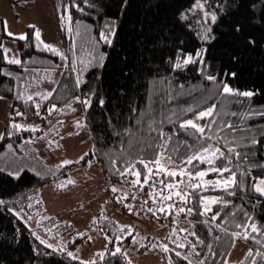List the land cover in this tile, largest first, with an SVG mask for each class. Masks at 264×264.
<instances>
[{
  "label": "trees",
  "instance_id": "1",
  "mask_svg": "<svg viewBox=\"0 0 264 264\" xmlns=\"http://www.w3.org/2000/svg\"><path fill=\"white\" fill-rule=\"evenodd\" d=\"M55 2L63 14L71 13L74 28L79 20L81 25H87L98 34L105 20L114 19L117 24L116 35L111 45L93 43L89 46L91 42L81 32L75 41H70L71 46L75 44L71 62L75 60L79 67L76 68L81 69L80 61H89L90 52L96 56L105 53L104 67L94 66L95 62L89 64L82 72V83L77 86V75L72 66H65L52 96L47 99L35 97L26 101V88H34L35 76L40 77L37 72H32V66L47 62L54 67L56 62L51 59L57 57L36 50L34 28L31 27L27 30V38L18 40L22 63L17 65L5 61L3 42L8 35L0 23V98L12 100L10 116L5 121L4 133L0 140V169L24 168L20 178L0 170V198L10 201L7 205H0V264H82V261L68 257L66 252H56L41 244L28 224L33 221L39 223L46 212L41 197L45 186L59 187L62 179L67 177L71 170L87 166L89 162L94 161L101 165L109 182L111 198L117 212L120 211L132 219L143 215L149 220L165 222L168 225V230L160 238L163 243L169 245V251L164 252L167 263V257L171 256L173 264H187L182 257L175 255L173 249H177V245L172 241L195 243V236L190 234L194 224L197 235L206 243L211 242L216 253L211 256L205 246L198 245L201 258H206L207 264H224V261L232 264L229 258L239 242H242L244 247L240 262L252 264V258L255 257L256 264H264V255H256L257 249L264 253V195L252 188V177L264 176V168H252L248 176L244 177L247 190L237 189L235 195H229L228 191L217 188L215 184L201 183L200 187L191 188L188 177L187 193L190 196L186 201L179 200L174 194L175 187L169 189L165 185L162 186L169 194L160 191L135 205L131 200L147 189L148 183H143L145 175L149 176L148 182L155 176L162 177L165 184L178 183L181 180L179 173L170 176L152 164L149 166L153 168V173L148 174L144 165L136 160L137 157L155 160L160 152L159 146L163 143L166 155L161 156V163L169 168L179 169L187 165L186 161L182 164L181 159L198 150L203 144V141H198L193 134L195 130L179 128L175 122L168 123L170 112H175L176 119L190 118L196 110L208 104H216V126L231 122L235 131L223 128L222 134L232 143L240 145L237 151L241 156L238 160L234 158L231 166L235 168L239 165L240 169L247 171L249 164H264V116L248 115L264 112V0H206V10L216 11L218 17L215 23L210 19L208 21L214 38L207 41L200 39L203 30L202 12L190 10L195 0H127L126 3L123 0H88V3H85V0H75V4L84 9L82 12L77 10L72 0ZM181 13H184L186 18L182 19ZM2 21L3 18L0 17V22ZM236 25H240L239 30ZM178 49L183 50L180 53L182 57L191 53L195 62L174 68ZM201 49L204 50L201 53L202 64L199 62L200 58L195 55ZM6 72H11L12 75H6ZM232 72L236 75L229 74ZM208 75H215L217 80H208ZM221 82H227L241 91L252 90L254 95H221V89L218 87ZM18 92H22L23 97L19 98ZM75 96H80L82 102L85 97L92 101L85 114L94 146L79 162L57 168L56 166L60 165L56 158L62 143L61 133L67 126L65 120L74 114V106L79 103V100L73 99ZM99 98L104 99L103 105L99 104ZM35 102L40 103L39 110L35 107ZM51 104H56L57 108L49 113ZM189 106L192 107V112L186 111ZM133 108L137 111H132ZM141 110L155 114L156 124L153 125L152 131H149L147 115L143 118L142 125L137 123ZM17 112L22 115H16ZM30 114L41 120L43 125L40 129L17 131L11 128L13 120L17 122ZM47 120L53 125L45 130L44 125L49 122ZM161 120L164 121L163 124L160 123ZM203 121L207 124L210 118L206 117ZM157 127H162L165 136L170 135L171 139L161 138L155 130ZM126 128H131V135L124 131ZM7 131H12L13 134L8 136ZM253 133L261 143L245 146ZM9 144L12 149L8 148ZM219 146L224 149L223 140L219 141ZM245 154L247 160L244 159ZM169 155L174 163H168ZM130 160H136L135 169L141 172V183L133 185L132 181L137 177L132 174V170L124 173V177L117 171H122ZM223 163L222 157L215 161L216 165L222 166ZM208 167L206 161L194 160L191 165H187L186 172L205 170ZM36 172L42 175L37 176ZM157 172L159 175H155ZM227 175L228 173L207 172L204 179L216 180ZM191 181L196 183L200 178L193 176ZM111 184L116 186L117 192L112 191ZM125 192L127 197L124 196ZM204 195H215L232 203L213 204L209 213L201 215L199 197ZM153 196H157L155 201ZM162 196H171V199L163 201V204L173 205L172 208L165 207L163 212L160 211L159 203ZM180 204L184 207H194L198 211L191 214L186 211L178 212L177 207ZM129 207L137 209L134 217L128 215ZM12 208L17 211L23 208V212L17 216L10 210ZM149 208L153 211L149 212ZM217 211L220 216L217 217L216 223L229 229L228 232L216 228L215 223H205V220H210L212 214ZM224 217H227V221ZM104 221L110 233L119 227L110 218ZM251 223H255L259 231H254L250 226L247 229L236 227V224ZM181 228L188 231L181 232ZM209 228L212 229L211 232ZM173 229L176 231L173 232ZM245 230L248 237L243 240L240 235H231L236 231L243 235ZM215 236L220 239H213ZM107 239V251L103 257L97 254L94 264H129L123 252L115 251L116 237L111 235ZM126 239H131V235ZM155 240L156 235L152 245ZM150 246L143 245L142 249ZM249 249H253L251 257L247 256ZM182 251L187 253L190 248L186 247Z\"/></svg>",
  "mask_w": 264,
  "mask_h": 264
},
{
  "label": "rangeland",
  "instance_id": "2",
  "mask_svg": "<svg viewBox=\"0 0 264 264\" xmlns=\"http://www.w3.org/2000/svg\"><path fill=\"white\" fill-rule=\"evenodd\" d=\"M62 15L66 16L67 14L65 15L60 11L55 0H0V17L7 20L9 31L28 34L27 30L31 28L30 25H35L41 30V39L45 43L56 45L68 57L67 60H62L58 54L45 49L42 44L37 48L35 38V46L38 52H45L57 58L51 59L56 62L54 67L47 62L43 65L32 66L34 69L32 72H37L40 77L35 76L36 85L34 88L31 86L26 88V97L28 95H32V98L40 97L36 96L35 93L53 91L58 84L64 67L72 66L71 58H73L74 48L71 46L70 41H75L78 36L75 34L73 26V31H68L69 24L66 19L63 24L61 23L60 18ZM81 32L91 42L89 46L94 43L93 38L99 41L98 34L91 28L90 34L84 30ZM19 39L18 36H8L4 40L3 49H8L6 55L9 58L15 56L21 60L18 47ZM102 43L104 42L99 41V45H102ZM76 67L79 68L77 65ZM80 68H83V65ZM74 73L77 75V72ZM23 87L21 88L23 89ZM18 96L19 98L23 97V93L18 92ZM11 107V99L0 98V134L4 133L5 121L10 116ZM74 107V114L70 118H66L67 126L61 133L62 143L59 146V153L56 158L58 164H61V161L65 159L72 161V163L79 162L81 157L84 158L94 146L89 124L86 122L85 113L88 107H85L81 100ZM68 119L70 120L68 121ZM203 119L198 122L206 124ZM77 120L81 121L80 127L76 126ZM17 122L21 124H28L27 122H29L32 125H39L36 130L43 125L41 120L32 114L26 115L25 118ZM52 125L49 121L47 125H44L45 130H48ZM22 130L31 131L29 129ZM2 136H0V140ZM187 181L188 176L185 173L178 183H174L175 189L187 193ZM61 184L65 186H45L43 188L41 197L45 203L46 212H44L39 223L33 221L28 224L29 228L36 233L35 237H39V241L47 240L53 245H61L68 251H73L80 258L77 260L94 261L98 253L107 251L108 236H120L119 240L116 239L115 248L119 246L121 249L119 252H123L131 264H168L165 261L163 249L159 247L163 243L160 238L168 230V225L165 222L159 223L158 221L149 220L143 215L132 219L120 213V211L117 212L111 198L109 182L106 180L103 169L97 161L71 170L67 177L62 179ZM106 218L115 221L119 227L113 229L110 233V229L107 228L108 226L104 221ZM129 226L131 227L129 228ZM45 229H48V231H45ZM77 233H83V235H77ZM130 235L131 239L127 240L126 238ZM151 235L154 238L156 235V240L153 243L156 247L148 244L149 239L147 238ZM240 237L243 240L244 235H240ZM121 241L123 242L121 243ZM143 245L151 246L142 249ZM243 251V244L239 242L234 248L229 262L232 264L239 263L244 255Z\"/></svg>",
  "mask_w": 264,
  "mask_h": 264
},
{
  "label": "snow or ice",
  "instance_id": "3",
  "mask_svg": "<svg viewBox=\"0 0 264 264\" xmlns=\"http://www.w3.org/2000/svg\"><path fill=\"white\" fill-rule=\"evenodd\" d=\"M124 3L127 2V0H123ZM72 3L75 4V0H72ZM85 3H88V0H85ZM67 7V6H65ZM75 7L77 8V10L79 11H83L84 9L80 8V6L78 4H75ZM191 11H195V10H200L202 12V20H203V30L200 33V39L207 41L210 39H213L214 37L211 35L212 29L210 26H208V21L210 19V21L212 23H215L218 19L217 17V12L216 11H208L206 10V0H195V3L192 5V8L190 9ZM181 18L184 19L186 18L184 13H181ZM61 23L63 24V22L65 21V19L68 21L69 27H68V31L72 32L73 28H72V16L71 13H67L66 16H61ZM198 23H200V21H197ZM3 24V28L4 30L7 32L8 36H18L20 39H26L28 34L26 33H13L11 31L8 30V22L7 20H3L2 22H0ZM30 27L35 29V38L37 41V48L40 47V45L42 44L43 47L49 51H52L56 54H58L62 60H67L68 57L65 55L64 52L60 51V49L51 43H45L42 39H41V30L36 27L35 25H30ZM83 27L84 31L86 33L90 34V28L87 25H81V22L79 20L76 21V27H75V34L77 36L80 35L81 33V28ZM237 30L240 29V25H236ZM116 30H117V24L115 22L114 19H108L105 20L103 27L99 30V41H103L104 43L111 45L113 42V38L116 35ZM94 43H99V41H96L93 38ZM0 47H2V45H0ZM75 47V45H73V48ZM5 55H4V60L5 61H9L13 64H21L22 61L15 57L12 56L11 58H9L6 53L8 52L7 48L3 49ZM93 51H95V49L93 48ZM183 50L182 49H178L177 50V55L175 57V62L173 64L174 68H181L185 65H187L189 62H195L194 61V57L191 53H188L186 56L182 57L181 56V52ZM204 50L201 49L200 51L196 52V57L200 58V63H203V59L201 56V53ZM105 53H100L99 56L93 55L92 52L89 53L90 56V60L89 61H83L81 60L80 63L83 65V68L81 69H77L76 68V61L73 60L72 61V68L74 72H77V76L75 79V83L77 86H79L82 83L81 80V75L82 72L87 68V66L89 64H92L93 62H95L94 66H98L100 68L104 67V60H105ZM232 76H235L236 73L232 72L229 73ZM6 75L11 76L12 73L11 72H6ZM207 79L210 81H216L217 77L215 75H208ZM218 87L221 89L220 94L221 95H240V96H244V97H252L254 95V91L252 90H244L241 91L240 89H237L235 87H232L229 83L227 82H221ZM94 94V93H93ZM36 96H40L42 99H47L48 97L53 95V91H47L45 93H40L37 92L35 93ZM26 101L28 100H32V95H28L27 97H25ZM74 100H81L80 96H75L73 97ZM91 99L89 97H85L83 100V103L85 104V107H88L91 105ZM105 103L103 98H99V104L103 105ZM35 107L37 108V110H39L40 108V103L35 102ZM57 105L56 104H51L50 107L48 108V112L51 113L53 111V109H56ZM150 108V105H149ZM216 108L217 105L212 103V104H208L207 106L200 108L198 110H196L194 112V115L192 118H180V119H176V114L175 112H170L168 117H167V122L168 123H178L179 128H183V129H192L195 130L194 131V135H196L197 140L203 141V144H201V146L198 148V150L193 151L190 155H187L185 157H183L181 159V163L183 164L185 161L187 162V165H191L192 162L194 160H198V161H206L209 165V167L205 170H198V171H191V170H187L186 172V168L187 165L184 168H169L167 167L165 164L161 163V156L162 155H166L165 152V145L162 143L159 147H160V152L156 155L155 160H147L141 157H137L136 160L139 161L140 164H143L145 169L147 170L148 174H152L153 173V168L150 167L149 165L152 164L154 165L156 168L160 169L161 171H164L166 173H168L170 176H176L177 173H179V175L183 176L185 175V172L187 174V176L189 177V187L191 188H198L200 187V184H206V185H212L215 184V186L217 188H222L226 191H228L229 195H235L236 194V190L240 189L243 191L247 190V184L245 182L244 177L248 176V174L251 172V169L254 167H260V168H264V164H249L248 166V170L245 171L244 169H240L239 165H236L235 168H233L232 165V160L235 159H239L241 156V153L239 151H237V149L240 147L239 144H235L232 143L231 141H229L227 138H225L222 134V129L223 128H228L232 131H235V129L233 128L231 122H227V123H222L221 126H216V120L215 117L217 115L216 113ZM132 111H137V109L133 108L131 109ZM187 112H192L193 109L191 106H189L186 109ZM37 114H39V112H37ZM261 115L264 116V112H260V113H248V115ZM16 115H22V113L17 112ZM145 115L148 116V120H149V131L153 130V125L156 124V119H155V114L151 113L149 111L146 110H141L140 111V118L137 120L138 124H143V118L145 117ZM208 117L210 118V122L207 124H202L199 123V120H202L203 118ZM161 124L164 123L163 120L160 121ZM11 128L14 130H22V129H29L31 131H35L39 125H32V124H21L18 123L16 121H12L11 122ZM76 126L80 127L81 126V121L77 120L76 121ZM155 130L159 133V136L161 138H164L165 140H170L171 136H165V133L162 129V127H157L155 128ZM124 131L126 133H128L129 135H131V128H126L124 129ZM215 133V134H213ZM13 133L12 131H7V135L11 136ZM3 134H0V136H2ZM223 140L224 141V149H222L219 146V141ZM211 141V142H210ZM30 142V141H29ZM261 143V140L257 139V136L255 133H253L252 137L247 141V144L245 146L248 145H258ZM189 147L191 148L192 146L189 145ZM9 149H12V145L9 144L8 145ZM225 149L227 151H225ZM218 157H222L223 158V165H216L215 161ZM83 157H81L82 159ZM247 154L244 155V159L247 160ZM168 159V163H174V161H172L171 156L169 155L167 157ZM136 160H130L126 163V166L124 167V169L122 171H120L119 169H117V171L119 172V174L124 177V173L129 172L130 170H132V174H134L137 179L133 180L132 183L133 185L141 183L139 177L141 176V172L140 170L135 169V163ZM72 163V161L70 160H63L61 161L60 165H57L56 167L59 168L62 165H68ZM90 163V162H89ZM113 163H115V161H113ZM3 171H7L12 177L15 178H20L21 177V173L24 171L23 167H19L16 169H10V168H5V169H0ZM33 171H35V169H33ZM207 172H215L218 174H223V173H228V175L226 177H218L216 180H207L204 179V177L206 176ZM238 172H239V177H238ZM37 176L42 175V173L40 172H36ZM155 175H159V172L155 173ZM193 176L199 177L200 181L193 183L191 181V178ZM148 179L149 176L145 175V178L143 180V183H148ZM253 183H252V188L254 189L255 192L264 195V176H253L252 177ZM71 183H74L73 181H69ZM162 185H165L166 187H168L169 189L174 188V183L173 182H169L167 184H165V182L163 180L159 181ZM64 184H61L60 187H64ZM112 191L113 192H117L118 189L113 186L112 187ZM174 194L179 198V200L181 201H186L190 194L189 193H182L181 191H179L178 189L174 192ZM127 193H124V196L127 197ZM132 199H135V197H132ZM171 196L168 197H163L161 198V201H159V203L161 204L160 207V211L163 212L165 207L168 208H172L173 205L172 204H167L164 205L163 201L166 200H170ZM153 200L155 201V197L153 196ZM10 201H6L3 198H0V205H7L9 204ZM199 203L202 206V209L199 210L201 215H204L206 213H209L211 211V205L213 204H223V205H228L231 204L232 201L227 200V199H222L221 197L212 195H204L199 197ZM29 207H31V204L28 205ZM11 211L15 212V214L17 216H20L21 213L23 212V208H21L19 211H17L15 208L10 209ZM132 208L129 207V211H131ZM149 212L153 211L152 208L148 209ZM178 212H188L189 214H191L194 211H198V209L194 208V207H178L177 208ZM245 215L247 216L248 214L245 213ZM220 216V212H214L210 218V220H205L206 224H211V223H215L216 228L221 229L224 232H228L229 229L223 227L220 223H216L217 221V217ZM30 219V217H29ZM95 219V218H94ZM225 221H227V217H224ZM249 220H251V217H249ZM190 223H193L190 221ZM251 227L254 231H259V229L257 228L255 223H251L250 225H241V224H236L237 228H245L247 229V227ZM131 226H129L130 228ZM45 231H48V229H45ZM176 229H173V232H175ZM179 231L181 232H187L188 229H179ZM212 229L209 228V232H211ZM192 236H195L196 238V242L195 243H190V244H186L183 242H178L173 240L172 242L174 244L177 245V249H173L175 251V255L177 257H182L185 261H187V264H207V259L206 258H201V252L198 250V245L199 246H205L207 248V253L211 256H215L216 253L213 251V247H212V243L211 242H205V240L203 238H201L199 235H197V233L194 230V224H193V231L190 233ZM33 235L35 236L36 233L33 232ZM77 235H83V233H77ZM231 235L233 237L239 236L241 235L240 232L236 231V232H232ZM244 237L247 238L248 237V232L245 230L243 233ZM121 237L117 236L116 239L119 240ZM37 239H39V237H37ZM89 239H91V237H89ZM169 239H171V237H169ZM185 241L187 240V237L184 238ZM213 239L215 240H219L220 237L219 236H215L213 237ZM133 240H135V238H133ZM41 244H45L47 245L48 248L53 249L56 252H66V255L68 257H71L72 259H80L73 251H68L66 248L62 247L61 245H53L51 243H49L47 240H41L40 241ZM153 247H156V245H153ZM159 247H161L163 249V251L165 253H167L169 251V245L167 243H162L159 245ZM186 247L190 248V251H188L187 253L182 251V249H185ZM78 251V250H77ZM115 251L119 252L121 251V249L119 248V246H117V248L115 249ZM253 253V249H249L247 256L251 257ZM98 255L100 257H103L104 253L100 252L98 253ZM256 255L260 256V255H264V253H261L259 249L256 250ZM195 257V258H194ZM247 258V257H246ZM167 261L168 264H173V260L172 257L169 256L167 257ZM82 264H94V261L91 260H85L82 261ZM129 264H131V262L129 261ZM224 264H227V261H224ZM240 264H245L244 261H241ZM252 264H256L255 261V257L252 258Z\"/></svg>",
  "mask_w": 264,
  "mask_h": 264
},
{
  "label": "built area",
  "instance_id": "4",
  "mask_svg": "<svg viewBox=\"0 0 264 264\" xmlns=\"http://www.w3.org/2000/svg\"><path fill=\"white\" fill-rule=\"evenodd\" d=\"M160 180H163L162 177H159V176L153 177L148 182L147 189L144 190L143 192H141L136 199H131L132 200V204L133 205L138 204L141 200L147 198L149 195H151V194L156 195V193L160 192V191H163L166 194H169V191L165 190L163 188L162 184L159 182ZM155 198H157V196H155ZM178 207H184V205L180 204V205H178ZM137 212H138L137 209L135 207H133L128 215L134 217V215H136ZM147 239H149L148 240V242H149L148 244H151L153 239H154V237H153V235H151V237H148Z\"/></svg>",
  "mask_w": 264,
  "mask_h": 264
},
{
  "label": "crops",
  "instance_id": "5",
  "mask_svg": "<svg viewBox=\"0 0 264 264\" xmlns=\"http://www.w3.org/2000/svg\"><path fill=\"white\" fill-rule=\"evenodd\" d=\"M5 126V125H4ZM4 130V129H3Z\"/></svg>",
  "mask_w": 264,
  "mask_h": 264
}]
</instances>
